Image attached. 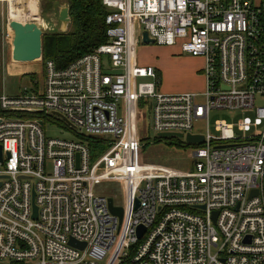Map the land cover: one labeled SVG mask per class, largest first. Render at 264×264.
Returning a JSON list of instances; mask_svg holds the SVG:
<instances>
[{
  "label": "built area",
  "instance_id": "1",
  "mask_svg": "<svg viewBox=\"0 0 264 264\" xmlns=\"http://www.w3.org/2000/svg\"><path fill=\"white\" fill-rule=\"evenodd\" d=\"M101 5L106 43L66 67L44 60L40 87L0 91V264H264V0ZM8 23L2 58L11 57ZM143 31L203 60L202 93L160 92L156 70L134 62ZM213 110H251L236 127L259 129L236 136L218 121V136L194 132ZM52 117L100 143L48 138L42 120ZM146 121L156 137L181 135L173 140L190 148L188 170L141 164ZM188 135L203 142L188 145ZM105 184L118 186L121 205Z\"/></svg>",
  "mask_w": 264,
  "mask_h": 264
},
{
  "label": "rangeland",
  "instance_id": "2",
  "mask_svg": "<svg viewBox=\"0 0 264 264\" xmlns=\"http://www.w3.org/2000/svg\"><path fill=\"white\" fill-rule=\"evenodd\" d=\"M12 0H0V21L2 24L6 25L13 19L10 18ZM38 4V18L32 19L26 12L23 13V19L19 22H37L42 28V37L44 35L58 34L59 32V21H58V8L62 6H67L66 0H36ZM13 3V1H12ZM19 3V1H18ZM17 4V3H16ZM18 5V4H17ZM41 20V21H40ZM45 27V28H44ZM71 31L69 25L65 32ZM148 47H157L155 44H150ZM162 47V46H158ZM155 54L152 56V64L157 66L155 61ZM135 57V56H134ZM136 59V57H135ZM10 55L5 56V58L0 57V91L5 92L8 95H16L22 93L24 88L31 90L36 83L40 87L43 75V54L42 56L32 62L19 63L10 61ZM159 76L160 85L159 90L164 92V88L172 87L183 88L189 84V78L187 74L182 71L181 68L178 70H162ZM151 81L150 79H138L135 84L145 83ZM204 89L199 92L202 93ZM198 101L202 102L203 98L199 96ZM259 101H256V105ZM254 114L251 110H221V111H211L208 115L207 120L197 121L194 124V132L202 131L203 133L208 132L213 136H218V132L215 130V124L218 121H224L227 124L237 125L241 120L251 119L253 120ZM43 129L48 138L59 139V140H70V141H83L84 143H89L88 138H82L77 130H73L66 126L64 123L58 119L52 117L48 119H43ZM259 129L253 128L242 133L238 131L237 127L234 129L236 136H250L254 131ZM138 132L142 140V151L140 161L145 167L149 166H162L170 169L178 170H188L191 167V161L189 160V155L191 153L190 148H184L180 146H175L173 144H165L159 141L156 137L155 132H153L147 125L143 122L138 123ZM91 144V143H90ZM100 187L105 195L112 197L115 205H121V197L119 196L118 186L114 184H105Z\"/></svg>",
  "mask_w": 264,
  "mask_h": 264
},
{
  "label": "trees",
  "instance_id": "3",
  "mask_svg": "<svg viewBox=\"0 0 264 264\" xmlns=\"http://www.w3.org/2000/svg\"><path fill=\"white\" fill-rule=\"evenodd\" d=\"M66 4L71 31L44 35L42 38L44 60H52L58 68L66 67L107 41L106 11L101 5V0H66ZM97 143L100 142L96 139L89 141L92 147ZM163 143L188 148L179 140L170 139ZM100 148L104 149L101 145ZM125 263L132 264L129 259H126Z\"/></svg>",
  "mask_w": 264,
  "mask_h": 264
},
{
  "label": "water",
  "instance_id": "4",
  "mask_svg": "<svg viewBox=\"0 0 264 264\" xmlns=\"http://www.w3.org/2000/svg\"><path fill=\"white\" fill-rule=\"evenodd\" d=\"M58 21L60 24L59 32H65L67 26L70 24V18L68 15V7L62 6L58 8ZM8 27L13 32L12 38V51L11 57L14 62L27 63L39 59L42 56V28L37 22H17L10 21ZM141 43L144 45L154 44L152 39L148 38L145 31L141 33ZM41 124V123H40ZM157 138L159 140L167 139H179L181 140V135L176 134H158ZM185 142L188 145H198L203 142L202 136H192L188 135L185 138ZM1 146H0V158H1ZM252 194H256L254 191ZM108 207L110 212L118 218L119 223L122 219V209L119 207H114L112 199H108ZM34 218L36 217V208H33ZM143 233V229L139 228L138 237ZM70 245L74 248L82 250L84 244L77 243L70 240Z\"/></svg>",
  "mask_w": 264,
  "mask_h": 264
},
{
  "label": "crops",
  "instance_id": "5",
  "mask_svg": "<svg viewBox=\"0 0 264 264\" xmlns=\"http://www.w3.org/2000/svg\"><path fill=\"white\" fill-rule=\"evenodd\" d=\"M137 37V36H136ZM155 54L157 66L153 65L152 56ZM134 62L140 67H152L156 70L158 76L162 70L184 71L189 78V84L183 88L166 87L164 94H182V93H199L205 87V80L202 74L204 62L200 58H192L180 53L177 47H148L141 43V39L134 38ZM161 92V91H160Z\"/></svg>",
  "mask_w": 264,
  "mask_h": 264
},
{
  "label": "bare ground",
  "instance_id": "6",
  "mask_svg": "<svg viewBox=\"0 0 264 264\" xmlns=\"http://www.w3.org/2000/svg\"><path fill=\"white\" fill-rule=\"evenodd\" d=\"M12 1H11V9H10V18L13 19L12 21L19 22L20 20H22L24 12L29 14V16L32 17V19L34 17L35 19L38 18V4L36 0H12Z\"/></svg>",
  "mask_w": 264,
  "mask_h": 264
}]
</instances>
